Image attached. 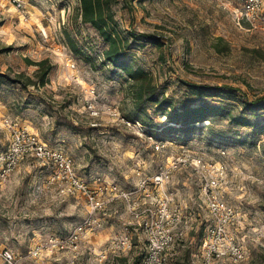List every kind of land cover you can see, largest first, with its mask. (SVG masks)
Here are the masks:
<instances>
[{"label":"rangeland","instance_id":"rangeland-1","mask_svg":"<svg viewBox=\"0 0 264 264\" xmlns=\"http://www.w3.org/2000/svg\"><path fill=\"white\" fill-rule=\"evenodd\" d=\"M24 1V12L0 5V153L11 138L5 127L9 121L64 151L90 184L101 178L106 187L135 190L140 180L183 156L222 164L226 178L222 188L211 193L232 210L228 236L243 249L245 259H218L212 264H264V133L241 130V138L224 145L201 132L191 133L186 142L174 137L163 140L143 121L129 123L127 115L134 107L130 84L121 73L101 66L103 57L97 54L104 46L97 31L78 15L80 0ZM243 3L117 0L113 10L124 35L151 36L130 37V56L176 107L201 103L192 85L223 87V96L206 98L210 102L232 98V93L261 106L264 31L240 18ZM68 36L97 57L98 69L74 55ZM41 62L52 68L44 85L37 65ZM257 114L264 123V109ZM152 121L155 128L170 126L162 116ZM50 174L30 159L6 181L0 179V251L19 255V264H141L146 239L125 201L99 214L104 227L82 238L79 253L55 247L52 239L66 240L87 209L83 200L63 196L51 185ZM206 184L203 174L181 167L162 190L172 205L183 210L187 222L185 239L169 252V264H203L202 243L212 220L202 189ZM141 198L143 210L147 205ZM125 235L131 239V251L100 263L98 254ZM39 244L45 249L38 259H31L30 251ZM0 264H4L1 258Z\"/></svg>","mask_w":264,"mask_h":264},{"label":"built area","instance_id":"built-area-1","mask_svg":"<svg viewBox=\"0 0 264 264\" xmlns=\"http://www.w3.org/2000/svg\"><path fill=\"white\" fill-rule=\"evenodd\" d=\"M0 5L11 6L20 12L26 10L24 0H0ZM240 18L264 31V0H244L240 9ZM5 127L11 133V138L7 149L0 153L2 181L9 179L24 161L34 159L51 170L50 183L57 186L63 196L79 198L85 203L87 215L84 220L66 240L52 239L51 243H54L55 247L79 253L82 238L104 227V219L99 214L107 206L117 201H125L146 239V249L141 264H169V252L178 242L185 239L187 222L183 210L172 205V200L163 194L162 190L169 182L171 174L184 167L203 174L207 182L202 189L206 195L207 211L212 220L207 226L206 238L202 243L203 264H212L218 259H231L234 262L245 259L243 249L228 236L232 210L223 200L211 193L213 190L221 189L222 182L226 178V169L222 164H204L200 159L183 156L171 162L169 166H161L159 172L150 178L140 180L135 190H122L114 184L106 187L101 178H96L94 184L88 183L79 176L75 163L69 155L49 146L28 128L14 126L9 121L5 122ZM156 150H160L159 145H156ZM140 198L145 201L142 203L147 205L143 210L139 206ZM189 215L192 219L193 213L190 212ZM44 249L45 246L41 244L32 249L31 259H38ZM131 249V239L125 235L109 243L105 250L98 254L100 263L107 261L110 255L119 256ZM0 258L4 264H19L21 261L19 255H14L6 249L0 251Z\"/></svg>","mask_w":264,"mask_h":264},{"label":"trees","instance_id":"trees-1","mask_svg":"<svg viewBox=\"0 0 264 264\" xmlns=\"http://www.w3.org/2000/svg\"><path fill=\"white\" fill-rule=\"evenodd\" d=\"M117 0H80L79 16L82 22L91 26L99 34L104 49L97 54L101 59L102 67L111 68L114 73H121V77L129 83V91L133 101V111L127 115L129 122H144V127L156 129V134L163 140L170 138L188 141V136L193 132L207 134L210 140L227 145L230 139L241 138L239 131L248 130L251 133H264V123L258 121L257 112L264 109V104L258 106V102H250L243 95H231L229 99L219 102H210L206 98L215 99L218 95L223 96V87H211L206 85H192L194 91L201 99L198 106L181 105L175 106L173 100L160 93L154 84L151 75L142 67L138 66L130 56L132 42L130 37L149 38L144 34L131 32L129 36L123 34L119 27L113 10ZM222 40H220L221 42ZM156 45L163 47L159 40H154ZM68 45L76 56H80L91 67L98 69L97 57L84 51L83 48L68 36ZM220 49V46H218ZM89 51H93L90 50ZM40 66L39 77L41 84L51 72V67H46L45 62L37 64ZM3 77L0 76V79ZM235 99V102H231ZM264 97L258 100L263 101ZM162 116L166 118L170 126L155 128L152 118ZM225 124V127L221 125Z\"/></svg>","mask_w":264,"mask_h":264}]
</instances>
